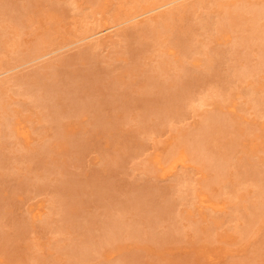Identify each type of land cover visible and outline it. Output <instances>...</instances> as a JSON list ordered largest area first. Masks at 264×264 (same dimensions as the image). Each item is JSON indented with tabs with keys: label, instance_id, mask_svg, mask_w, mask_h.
Segmentation results:
<instances>
[{
	"label": "rangeland",
	"instance_id": "obj_1",
	"mask_svg": "<svg viewBox=\"0 0 264 264\" xmlns=\"http://www.w3.org/2000/svg\"><path fill=\"white\" fill-rule=\"evenodd\" d=\"M18 2L21 3V6L24 0H18ZM183 2L178 1L172 6H178ZM134 3L135 0H52V6H48L45 1H42L35 6L23 7L22 19L26 26L32 30L22 37L26 41L25 51L29 53V56L34 55L38 44L45 43L47 49L44 53L57 49L58 52L15 69L9 75L28 74L40 66L48 64V62L53 63V70L54 68L57 69L59 74L51 75L53 76L51 77V73H48L41 77L42 81L39 84L34 83L33 85L35 88L40 85L48 86L49 93L54 96L53 100H56L53 110L45 106L52 101L50 100L51 97H46L43 101H34L16 93L14 89H8L7 95H5L12 102L10 108L16 111L13 119H19L25 128H30L28 130L31 133L29 140L32 141H26L23 137H14V142L10 147L0 150L4 154L2 158L5 157L3 162L0 161V204H2L0 205V213H2L0 229L7 232L13 231L12 226H10L12 223L6 219L8 215H10L9 217L15 215L26 219L24 225L20 226L21 229L17 228L22 234L19 235L20 232L15 231L11 235L16 236L18 233L17 236H20L17 237L18 239L12 242L7 241L8 243L5 240L6 244L1 240L0 264H37L32 261V257L42 253L50 255L49 243H54V240L56 241L59 237L64 241L74 239V243L77 245L82 241L90 242L92 238L90 243H93L94 236H96L95 243L97 241L99 244L98 247L93 244L95 246L91 247L93 250L91 254L101 251V260L97 264H264V209L252 207L257 202V198L254 196L252 186H249L250 183L239 185V182L243 181L241 171L247 167L246 163L250 165V163L258 161L259 164L264 159V115H257L253 110L251 113L234 110L226 115L228 119L229 117L232 118L234 127L226 132V135L219 136L214 140V144L221 146L223 152L230 153L235 158V161L226 169L224 177L218 175L220 174L218 170L207 168L203 164H193L187 169L181 168L179 169L180 173L175 176L161 177L159 171L151 165V159L157 154L165 155L175 145L183 132L200 126L206 112L209 114L212 111H220V103L215 97H209L208 104L204 107L199 106L198 98L206 84L195 80L194 75L198 74L195 72L180 79L183 85L185 83L182 87H185L184 92H182L184 94L175 96L176 105L172 108L171 113H168L169 115L157 113L155 106L146 108V111L141 108L142 99L153 97L155 93V96L162 95V91L157 86L152 88L154 93L147 91L145 83L148 80L145 78L146 75H171L170 72L176 74L177 68L181 65V60L188 62L190 67H193L191 64L193 57H203L200 53L192 50L194 45L187 48L185 38L189 34L187 29L189 22L184 21L179 16L173 21L175 27H178V30L174 32V39L179 42V45L168 39L172 34V30L168 28L158 30L157 34L165 38L160 42L153 39L156 37L155 34H151V36L148 33L137 32L133 36L122 39L114 36L112 40H116L115 42H111L108 38V43L100 47L92 48V40L90 39L76 43V46L75 44L69 45L79 40V36L85 33L78 31L76 25L79 17L83 16L85 12L91 15L87 19L92 21L90 25L92 29H96L94 30L96 32L110 24H115L120 17L134 11L129 9ZM242 5L260 7L264 5V0H221V5L207 2L201 8L192 11L190 23H196L194 29L198 30V33H204L196 36V39L198 38L197 45L200 44L199 41L209 40L206 33L211 31V29L208 30L209 27L200 28V25L210 23L213 27L227 10H235L232 13H236V10ZM170 7H167L166 10ZM78 8L85 12H79ZM237 13H242L240 18L244 23L241 28L234 27V24L233 26L230 25L229 32H225V30L218 32L213 27V33L216 34L215 36L220 35V37L221 34H224L225 37L226 34H229L231 38L241 35L250 44V58L253 62V57H257L261 50L264 35L260 39L251 37L253 35L249 22L251 13L244 10H239ZM156 14L154 13L152 16ZM125 24L118 26L119 28L116 27L114 30L120 32L119 29L123 27L133 26L131 23ZM259 24L264 25V19H261ZM38 32L40 35H36ZM94 32L91 31L87 35ZM112 35L114 34L111 33L110 36ZM224 35L222 36L224 37ZM65 45L70 47L59 50ZM169 47L173 48L174 53L169 51L162 57L160 49H169ZM78 51L79 53L84 52L87 58L89 55L90 61L87 60L86 65L82 64L80 59H76L79 54ZM5 54L8 55V58L13 57V53L6 45L0 50V55ZM169 57L173 61H168ZM228 62L229 65H234V61ZM15 63L22 64L23 61L19 60ZM75 66L77 67L75 68ZM139 72L145 73L142 75L143 78L139 76ZM212 72L214 78H224V76L225 78L229 77L230 80L235 78L232 76L233 73L230 76L225 71ZM193 78L195 82H192ZM235 80L227 84L232 93H236L241 87L248 84V80ZM157 93L159 94L157 95ZM119 95L127 104L122 102L123 100ZM182 95L183 97H181ZM46 96L48 95L46 94ZM110 97L113 98L111 104L108 102ZM94 99L96 101H93ZM238 100L240 102L241 100L236 99L240 105ZM89 101L94 103H89ZM65 104L68 105L67 108ZM86 106L88 107L85 109ZM99 110L104 112L103 116L106 115L104 116L106 118L102 117L105 119L104 121L98 119ZM43 112L45 114L52 113V117H49L51 120L47 116L42 117ZM143 115H145L147 122L137 124L139 117ZM106 120L112 122L114 128ZM102 122L104 127L101 126ZM106 124L109 127H106ZM58 125L62 127L59 128ZM111 128L112 130H110ZM42 139H47L49 142L44 156L50 158V166H46L44 162L39 160L32 162L26 159L29 156L30 149L28 148L39 144ZM116 155L120 157L118 163L113 160ZM35 167L39 168L35 169ZM261 167L264 170V166L261 165ZM183 171L186 172L185 175L182 173ZM217 175L218 177H216ZM182 176L191 180L189 185L181 187L185 193H189L192 187L202 189L208 181H211L210 197L218 196L221 200L226 201L224 210L214 216L210 210L207 211L200 209L197 205H191L189 202L190 195L180 196L178 186H173ZM72 181L73 183L76 181L77 187ZM78 181H80V191L83 190L80 194ZM67 186H71L70 188L74 186L73 190L76 189V192L72 189L70 192V188L67 191ZM130 187L134 190L136 187H143L144 191L146 190L145 195L148 191L152 194L154 191L155 195L153 194L152 197L147 193L146 200L143 196L144 191H136L137 195L142 194H140L141 198L139 196V199L132 190V197H130L129 191L132 189ZM234 189L237 190L235 192H239L236 194L240 195L231 198L233 195L231 192ZM132 193H135V199H138L139 203L136 201L133 203L131 198L134 196ZM75 194L76 196H74ZM68 195L74 197L70 198ZM78 195H82L80 197H83V200ZM243 195L246 196V199L240 197ZM75 197L76 199H74ZM149 197L151 199L156 198L152 200L155 204L150 202ZM118 199L121 204L117 203ZM122 199L124 202L126 199L132 201L129 204L126 200L127 206L121 202ZM167 199L174 203L172 208H167L168 212L163 207L167 203L165 202L168 201ZM56 200L58 201L57 205L54 204ZM77 202L82 206L81 212L76 214L78 217L76 215L71 216L78 218L79 222L74 221L76 218H68L67 215L62 217L58 214L60 210L65 213V210L70 209L74 204H78ZM132 203L134 207L130 206ZM135 203L136 205H134ZM245 205L250 208L245 207ZM157 206L161 207L162 210L165 209V211L160 212L159 216L154 212V210H158ZM39 208L44 215L37 219L34 214ZM163 213L165 214L163 215ZM140 215L142 216L141 219L139 218ZM215 217L217 221L219 219L221 222L215 223ZM138 218L139 224L136 222ZM249 219L251 222L248 221ZM153 220H156L154 221L155 225ZM120 221L126 223L127 226L131 225L132 230L135 227L138 228L137 230L135 228L133 232H139L140 235L136 232L139 239L135 240L136 237L125 235V228L123 230L122 228L126 225L122 226ZM44 222H46L45 228ZM115 223L116 225L121 223L122 228L119 230L122 231V235L120 238L119 234L121 233L118 232L117 234L119 227L116 228ZM129 226L126 227V232H131V226L130 228ZM152 226L154 227L152 228ZM110 227L113 230L115 228L116 235L114 237L117 236L115 240L119 239L115 243L112 241L113 243L104 245L103 240H100V235L102 230L104 235L108 234ZM103 228L105 230L107 228L108 231L105 232ZM153 229L156 231L154 232ZM242 230L247 231L246 235L241 234ZM92 232L93 235H91ZM112 232L110 233L112 234ZM157 233L160 235L159 240H157L159 237ZM85 238L87 239L85 240ZM151 238H155V240H151ZM106 243L108 244V242ZM100 246L101 248H99ZM94 247L97 248L96 251L98 250V252L94 250ZM59 252H61L59 254L62 261H66L65 250ZM135 255L138 257L136 258ZM52 258L54 259V256Z\"/></svg>",
	"mask_w": 264,
	"mask_h": 264
},
{
	"label": "bare ground",
	"instance_id": "obj_2",
	"mask_svg": "<svg viewBox=\"0 0 264 264\" xmlns=\"http://www.w3.org/2000/svg\"><path fill=\"white\" fill-rule=\"evenodd\" d=\"M42 1H45L48 6H52L51 5L52 0H28V1L24 0L23 4L21 6H20L21 3L19 4L18 0H0V50L3 46L6 45L9 47L10 51L13 53V55H12L13 57H11V58H8L7 54H5L3 56L0 55V140H1L0 141L1 142L0 150H1V148L6 149V147H10L11 144L14 142L13 141L14 137H23V139H25L26 141H32V140H29L31 133H29L28 130L30 128L26 127V128H28V129H26L19 119H16V120L13 119L14 115L16 114V111L12 110V108H10V105L12 104V102L10 101V99L7 96H5V95H7L8 89H14V91L16 93H19L20 95H24L27 98L32 99L34 101H37V100L43 101V100H45L46 97H51L50 100H52V101L45 105L46 107H49L51 110H53V106L56 103V100H53L54 96L51 95V93H49L48 86L40 85L39 87H36V88H35V86H33L34 83L39 84V82L42 81L41 77L47 75L48 73H51L50 76L59 74L57 72L58 71L57 69L54 68V70H53V63L48 62V64H44V65L40 66L39 68L35 69L34 71H32L28 74L17 75V76L9 75V73H11V71H13L15 69L29 65L30 63H33V62H35V61H37V60H39L45 56H48L52 53L58 52V49H57V50H53V51L48 52V53H44L45 50L47 49V44H45V43L38 44V46L36 47V51H35L34 55L29 56V53L25 51L26 50V47H25L26 41L23 40L22 37L24 36L25 33L28 34L32 30L29 28V26H26L25 22L22 19V15H21L22 9L25 6H35ZM178 1H184V2L182 4H179L178 6H172L173 4L177 3ZM207 2H213L215 4L221 5V0H187V1L186 0H140V1L135 0V3L132 5V7L129 8V9H133L134 11L131 10L132 11L131 13H127L126 16L120 17L121 19L119 18L115 22V24H113V25L110 24L109 26H106L105 28H102L96 32H94V30H96V29L95 28L92 29V26L90 25V23H92V21H89L87 19L91 15L89 13H86L85 11H83V9L80 10V8H78L80 10V11L78 10L79 12L83 11L85 13L83 16L79 17V21H77L76 25L78 27V31H82L85 33H83L82 35L79 36L80 37L79 40L69 44L70 46H72L74 44L76 46V43L78 44L79 42L80 43L85 42L86 40L90 39V40H92L91 41V47L92 48L93 47H100V46H103V44L108 43L109 40H111V42H115L116 40H112L114 36H118L120 39H122V38H127L129 36H133L137 32L138 33H148L150 35L155 34L156 37L153 39H155L157 41L159 40V42H160L161 40H165L164 37H162L160 34L159 35L157 34L158 30H160L162 28H166V29L168 28L169 30H172V34L170 37H168V39L171 42H175L176 45L177 44L179 45V42H176L177 40L175 41V39H174L175 38L174 32H176V30H178V27H175V24L173 23V21H175L177 16H179V17H182L184 21L189 22V25L187 28L189 30V34L185 38V41H186L187 46H188L187 48H190L194 45L192 50H194L197 53H200L201 55H203V57L194 56L193 62H191L193 67H190V64L188 62L181 60V65L179 64L180 66L177 68L178 71L176 74H172V72H170L171 75L168 73H167L168 75L159 74V76H152V74L146 75L145 78L148 80L145 83L147 85V91L154 93L152 91V88L157 86L160 89V91H162V95H158L159 93H157L158 96H155L156 95V93H155V95L153 97H147V98L142 99L143 104L141 105V108H142V110L144 109V111H146V108L155 106L157 113L169 115L168 113H171L172 108L176 105L175 96H177L178 94L181 95V93L184 92L185 87L184 88H182V87L185 85V83L183 85L181 83L180 79L185 77L186 75H189L190 73H191L190 75H192V72H195V73H198V74L194 75L195 80H199V82L206 84L204 90H202V93L199 92V93H201V95L199 94L200 96L198 98L199 106L204 107L205 105L208 104L207 101H208L209 97H215V98H217L218 102L220 103V105H219L220 111L219 110H218V112H217V110L215 112L212 111L209 114H208V112H206V115L203 118L200 126L187 129L185 132L182 133V135L178 138L175 145L165 155H158L157 154L156 157L151 159V165L154 166L157 171H159V174L161 175V177L162 176L163 177L175 176V175L180 173L179 169H181V168L187 169V167L192 166L193 164H195V165H202L203 164L207 168L216 169L220 172V174H218V175H220L221 177H224V175L226 173V169L228 168V166L232 162L235 161V158L232 157V155H230V153L223 152L221 149V146L219 147V145L214 144V140L216 138H218L219 136L226 135V132H229L230 130H232V127H234L233 123H232L233 122L232 118L229 117V119H231V120H229L226 115L229 114V112H232L234 110H238V111L246 112V113H251V110H253L254 113L257 115H260V116L264 115V97H263L264 96V40L262 41L261 50H260L259 54L257 55V57H253V62H252V59L250 58V51H249L250 44H249V42L247 40L243 39L241 35H238L234 38H231V35L225 33V32L230 31V25L233 26L235 24L234 27L236 26V27L241 28L244 21L240 18L242 13L238 14L237 12H239V10H244V11H248L251 13V17H250V21H249L251 23L250 30L253 34L251 37H253L255 39L256 38L260 39L264 35V25L259 24L261 19H264V5H261L260 7H252V6L242 5L239 7L238 10H236L237 11L236 13H232V12H235V10L234 11L227 10L222 15V17L216 22L215 26H213L214 28H216V30H218V32L225 30L224 33L226 34V37L224 34H221V37H220V35L215 36L216 34L213 33L214 28L212 27V25L210 23L200 25L199 26L200 28L201 27H205V28L209 27L208 30L211 29V31L209 30V32L206 33L207 38L209 40H207V41L205 40L203 42L199 41L200 44L197 45V43H198L197 39L198 38L196 39V36H198L200 34L202 35L204 33H201V32L198 33L197 32L198 30L196 31L194 29L195 25H197V24L196 23L194 24V22L190 23V20H191L190 16L193 13L192 11L201 8ZM71 3L73 4V2H71ZM169 6H171V7L168 10H166V8ZM75 7H77V6H75ZM164 8H165V10H163ZM156 12H157V14H156ZM154 13L156 15L152 16V14H154ZM125 23H127V24L131 23V24H133V26L129 25L130 27L129 26L123 27L122 29H119V31L121 30L120 32H116L114 30L116 27H118L122 24H125ZM91 31H93L94 33L87 35L88 33H91ZM111 33H113L114 35L110 36ZM36 35H40V33L38 32V34H36ZM206 35H204V36H206ZM222 35H224V37ZM108 38H109V40H107ZM180 40L182 41V39H180ZM180 40H178V41H180ZM181 41H180V43L182 44ZM185 41L183 39V42H185ZM69 45H65L62 48H59V50H63L66 47H70ZM221 45H223V46H221ZM183 48H186V47L183 46ZM160 51H161L160 54L162 57L165 53H167L169 51H171V53H174L173 48H170V47H169V49L168 48H162V49H160ZM78 53H79V51H78ZM79 54H78L77 58H76V56H75V58L80 59V61H82V64L86 65V63L88 62L87 60H89V55L87 58V55H85L84 52L81 53L80 55ZM169 56H170V53H169ZM205 57H207V58H205ZM205 59H207V60H205ZM19 60L23 61V63L22 64H16L15 62H18ZM230 60H231V62L234 61V65L228 64L229 63L228 61H230ZM168 61H173V59H171V57H169ZM179 61H180V59H179ZM12 63H14L15 65ZM76 67L77 66H75V68ZM229 70H230V72H229ZM212 71H218V72L225 71V73H227V74L229 73V75L233 73L232 76L235 78H233L231 80L229 79V77L225 78V76H224V78H220V77L217 78L216 76H215L216 78H214V75L212 74L214 72H212ZM144 74H145L144 72H139V76L142 78H143L142 75H144ZM220 76H222V75H220ZM51 77H53V76H51ZM234 79H236L237 81L238 80H248V84H247V86L241 87L236 93H232L230 91V89L228 88L227 84H229L230 82H233ZM192 80H193L192 82H195L194 78ZM96 83H97V81H96ZM85 89H87V88H85ZM188 90H190V89H188ZM189 93H190V91H189ZM46 94L48 96H46ZM182 94H184V93H182ZM192 95H194V94L192 93ZM117 96H118V94H117ZM123 96H124V93H123ZM188 96L191 97L190 95H188ZM181 97H183V95ZM193 98H195V96ZM243 98H245V100H243ZM112 99L110 97V100L108 101L110 104L112 103ZM236 99L241 100V102L238 100L240 102V105L237 103ZM122 100H123L122 101L123 103L127 104L123 98H122ZM93 101H96V100L94 99ZM187 101H188V99H187ZM57 102L59 103L58 100H57ZM89 103H94V102L89 101ZM75 104H77V103H75ZM95 105H96V103H95ZM67 106L68 105L65 104L66 108H67ZM84 106H85V104H84ZM97 106H98V104H97ZM87 107L88 106H86L85 109ZM89 109H90V107H89ZM95 109H93V110H95ZM78 112H79V110H78ZM103 113L104 112H102V110H99L97 113V116H99L98 119L100 118L101 120L104 121L105 120L104 118H106L104 116H106V115L103 116ZM74 114H76V113H74ZM72 115H73V113H72ZM43 116L44 117L47 116L49 118V117H52V113L51 114H47V113L45 114V112H43L42 117ZM144 116L145 115L139 117L137 124H145L147 122V119ZM102 117H104V118H102ZM136 120H137V118H136ZM106 121L108 124L110 123V122H108V120H106ZM58 123H59V120H58ZM104 124H105V122H104ZM108 124H106L105 126L107 127ZM101 126L104 127L103 122H102ZM110 126H113V128H114V124L112 125V122L110 123ZM57 127H59V125ZM61 127L62 126L60 125L59 128H61ZM110 130H112V128ZM58 132H59V130H58ZM70 142H71V138H70ZM48 146H49L48 140L42 139L39 144L35 145L32 148H30V147L28 148V149H30L28 152L29 156L26 159L28 161H32V162L34 160H39V161L44 162L46 166H48V165L50 166V162H51L50 158H47V156L45 158V156H44V153H46L45 150H47ZM3 155L4 154L2 153V151H0V161H2V162H3V159H5V157L2 158ZM119 158L120 157L116 155L113 157V160L118 163ZM246 164L244 163V165H246L247 167L241 171L243 181L239 182V185L240 184L241 185H245V184L247 185L248 183H250L249 186H252V191H253V193H255L254 196L257 198V202H255L252 205V207L253 208H256V207L259 208L260 207V208L264 209V170L261 169L262 168L261 165L264 166V159L262 160V162H259V164H258V161L252 162V163H250V165H249V163H246ZM36 168H39V167H35V169ZM182 173L184 175L186 174L185 171H183ZM63 175H64V173H63ZM218 175L216 177H218ZM72 176H73V174H72ZM75 177H77V176H75ZM77 180H78V178H77ZM22 181H24V180H22ZM66 181H67V178H66ZM76 181H75V183H76ZM68 182H70V181H68ZM190 182H191V180H188L187 178L182 176V177H179L177 183L173 184V186L174 187L178 186V191H180V193H179L180 196L183 197L186 195H190V201L189 202L191 203V205H197L200 209L202 208V209H205L207 211L210 210V213H212L214 216L216 215V213L224 210V208L226 207V203H227L226 201L221 200L220 197H218V196H216V197L211 196L210 197V195H211L210 194V191H211V189H210L211 184L210 183H211V181H208V183H206L202 189L192 187L190 192L189 193L187 192L188 193L187 194V193H185V191L181 190L182 189L181 187L182 186L184 187L185 185L186 186L189 185ZM221 182H222V180H221ZM72 183H73V181H72ZM75 183H73V184L75 185ZM79 183H80V181H78V191L80 194L81 192H83V190L80 191L81 189H79ZM70 185H72V184H70ZM64 187H65V184H64ZM70 187L71 186H67V191ZM73 187L70 188V192H71V189L73 190ZM75 187H77V184L75 185ZM143 187H145V186H143ZM143 187H138V188L136 187L137 190L136 189L134 190V188L130 187L132 189L130 190V188H129V190H130L129 196L132 197V195H131L132 190H133V192L136 193V195H137V192L144 191ZM81 188H82V184H81ZM139 188H140V190H139ZM61 190H63V189H61ZM64 190H66V189H64ZM235 190L236 189L232 190L231 194H233V195H231V198H232V196L234 198L236 196L239 197L240 194H236L239 192H235ZM73 191L76 192V189ZM145 191L143 193L144 198H145V196L148 195L147 193H149V195H152V197H153V194L155 195L154 191H153V194L148 191L145 195ZM134 194H133V196H134ZM140 194L137 195V198H139V196L141 198L142 194L141 195ZM74 196H76V194ZM80 196H82V195H78V197L81 200H83V197L81 198ZM240 197H242L243 199H246V196H244V195L240 196ZM144 198H142V199L144 200ZM0 199H1V197H0ZM74 199H76V197ZM129 199H126V200L130 204L131 203L130 201H132V200L129 201ZM131 199H133V203L135 201L136 202L139 201L138 199H135V196H134V198H131ZM145 199L147 200V198H145ZM154 199H156V198H154ZM154 199H151L150 202ZM81 200H80V202H81ZM123 200L124 199H122L121 202H123L124 204H127V206H128V203H126V200H125V202ZM143 200H140V201H143ZM169 200L165 201L167 203H165V206H163L166 209L172 208V206H173L172 204H174L172 201H169ZM2 201L5 202V200H2ZM84 201H85V198H84ZM57 203H58V201L56 200V202H54V204L57 205ZM77 203L78 204H74L70 209L65 210V213L63 210H60V212L58 214H60L62 217L64 215L65 216L67 215L68 218L69 217L72 219L76 218V217H72L71 215L75 216L76 214H79L81 212V209H82L81 204L79 202H77ZM117 203L121 204L119 199H118ZM133 203L130 206H133ZM0 205H2V204H0ZM134 205H136V203ZM163 205H164V203H163ZM158 206H157L158 210H156V211L154 210V212H156L155 214L159 216L160 212L165 211V209L164 210L161 209L162 204H161V207H158ZM151 207H152V205H151ZM154 207L156 208V205ZM245 207L250 208L248 205H245ZM168 209L166 212L169 211ZM149 210H150V212H152L151 208H149ZM0 214H1L0 217L2 218V213H0ZM147 214H150V213H147ZM164 214L165 213H163V215ZM166 214H168V213H166ZM12 215H13V213H12ZM43 215H44L43 211H41V209L39 208L36 211V213L34 214V217L37 219H40V217ZM9 216L10 215H8L7 217L6 216H4V217H6V219H8V222L10 221L12 223L10 226H12L13 231L7 232V231L0 229V242H1V240L4 242H5V240H6V242L7 241L12 242V241H15V239H18L17 237H20V236H17V234L20 231H18L17 228H20V226L24 225L23 223L26 222V219L24 220L21 217H16L15 215L12 217H9ZM141 217L142 216L140 215L139 218L141 219ZM64 218H66V217H64ZM68 218H66V219H68ZM139 218H138V220H139ZM161 218H162V216H161ZM216 219L217 218L215 217V221H214L215 223L220 221L219 219H218V221ZM0 220H2V219H0ZM4 220H5V218H4ZM138 220H136L137 224H139L138 222H140V220L139 221ZM70 221H71V219H70ZM70 221L68 220L69 223H70ZM74 221H78V218H76V220H74ZM122 221H124V220H122ZM154 221H156V220H153V223H154ZM248 221L251 222V219H249ZM151 223H152V221H151ZM44 224H45L44 225V228H45L46 222H44ZM115 225H116V223H115ZM117 225L115 226L116 228L119 227V228H117V230L122 228L121 225L120 226L119 225L117 226ZM124 225H126L125 227L122 228V230L125 228L124 234L128 235V236L129 235L133 236L134 238L136 237L135 240L136 239L138 240L139 238H138L137 233L139 234V232H137V231L133 232V230L136 227L132 230L133 227L130 225L131 226V232L130 231L126 232V229L128 228L129 225L127 226L126 223L125 224L122 223V226H124ZM154 225H155V223H154ZM107 226L109 227L110 225L108 224ZM111 226H114V224H111ZM130 226H129V228H130ZM61 227H62V225H61ZM153 227L154 226H152V228ZM72 228H74V227H72ZM78 228H81V227H78ZM107 228H106V230H105V228H103L105 232L108 231ZM109 229L110 230H109L108 234L104 235L103 230H102V234L100 235L101 236L100 240L101 241L103 240L102 242H104V245H109V243H113L112 241H114V243L117 242V240L122 235V231L121 232H120V230L117 231V234H118V232H120L121 234H119L120 235L119 238H117L115 240V238L117 237V236L114 237V235H116V233L114 232L115 228H114V230L112 229V227H110ZM111 229L113 230V232ZM137 229L138 228H136L135 230H137ZM99 230H98V232H101ZM153 230H154V232L156 231L155 229H153ZM15 231L18 232V233H16V236L15 235L11 236L13 233H15ZM139 231H141L140 228H139ZM150 231H151V229H150ZM110 232H112V234ZM246 233H247V231H245V230H242V232H241V234H243V235H246ZM21 234H22V232L19 233V235H21ZM23 234H24V232H23ZM91 235H93V232ZM108 235L112 238H110ZM100 236H97V237H100ZM171 236H173V235H171ZM95 238H96V236H94L93 243H90L93 240V238H92V240H90V242L82 241L81 243L76 245L74 243V239L64 241V240H61V238L59 237L56 239V241L54 240V243L53 242L49 243V246L51 248V250L49 251L50 255L47 253L34 255L32 257V261H34V263H37V264H97V263H100V260H101V258H100L101 253L100 252L101 251L100 252H98V250L96 251L97 248L94 247V250L98 253H94L93 255L91 254V251L93 253V250H91V247H93L95 245L98 247V244H99V242L97 243V241L95 243ZM155 238H153V239L155 240ZM159 238H160V235H159L157 240H159ZM86 239L87 238H85V240ZM153 239L151 238V240H153ZM6 242H5V244H6ZM106 242H108V244ZM93 244H95V245H93ZM102 245H103V243L101 244V246ZM101 246L99 248H101ZM112 246H113V244H112ZM76 247H77V249H76ZM63 249L65 250V252L67 254V259H65L66 261H62V258L60 257L61 255L59 254V253H61L59 251H61ZM99 250H101V249H99ZM19 251H22V250H19ZM21 255H22V252H21ZM53 256H54V259L52 258ZM135 257L137 258L138 256L135 255ZM131 259H133V258H131ZM135 260H137V259H135Z\"/></svg>",
	"mask_w": 264,
	"mask_h": 264
}]
</instances>
